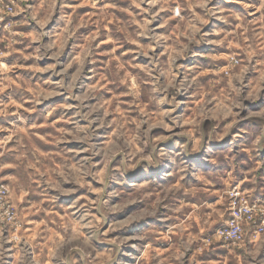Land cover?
Listing matches in <instances>:
<instances>
[{
  "label": "clouds",
  "instance_id": "9594fccd",
  "mask_svg": "<svg viewBox=\"0 0 264 264\" xmlns=\"http://www.w3.org/2000/svg\"><path fill=\"white\" fill-rule=\"evenodd\" d=\"M78 3L0 0V264H264V0Z\"/></svg>",
  "mask_w": 264,
  "mask_h": 264
},
{
  "label": "rangeland",
  "instance_id": "374dc122",
  "mask_svg": "<svg viewBox=\"0 0 264 264\" xmlns=\"http://www.w3.org/2000/svg\"><path fill=\"white\" fill-rule=\"evenodd\" d=\"M73 7L75 8L76 12L80 14L79 20H77V23H79L80 20H83L85 17L91 15V11L88 8V0H79L78 4L69 5V13H71ZM79 31L84 32L85 29L81 27ZM85 39H87V35L85 36ZM102 46L107 48V43H104ZM133 47H135V45H133ZM108 50L110 51V49ZM41 67H43V65H41ZM28 68H31V64L28 65ZM20 70L25 71L26 69L21 68ZM51 99H57V98L51 97ZM41 127H43V125H41ZM38 225H39V222H35L33 226H38ZM208 264H216V261L214 259H209Z\"/></svg>",
  "mask_w": 264,
  "mask_h": 264
}]
</instances>
